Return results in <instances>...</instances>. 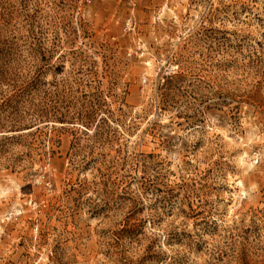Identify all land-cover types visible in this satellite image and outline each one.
Wrapping results in <instances>:
<instances>
[{
    "label": "rangeland",
    "instance_id": "374dc122",
    "mask_svg": "<svg viewBox=\"0 0 264 264\" xmlns=\"http://www.w3.org/2000/svg\"><path fill=\"white\" fill-rule=\"evenodd\" d=\"M0 264H264V0H0Z\"/></svg>",
    "mask_w": 264,
    "mask_h": 264
}]
</instances>
